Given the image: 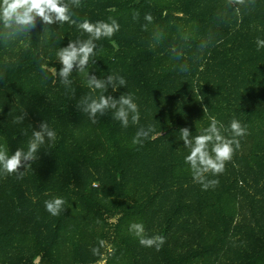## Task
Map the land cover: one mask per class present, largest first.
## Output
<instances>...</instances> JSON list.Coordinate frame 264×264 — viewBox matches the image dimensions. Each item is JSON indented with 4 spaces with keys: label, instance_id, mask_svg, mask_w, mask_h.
I'll return each instance as SVG.
<instances>
[{
    "label": "trees",
    "instance_id": "obj_1",
    "mask_svg": "<svg viewBox=\"0 0 264 264\" xmlns=\"http://www.w3.org/2000/svg\"><path fill=\"white\" fill-rule=\"evenodd\" d=\"M71 12L119 23L96 41L86 71L123 76L125 86L104 94H132L140 120L123 127L108 110L93 123L77 103L99 90L75 69L67 87L53 75L56 52L87 34L37 19L12 38L0 23V147L27 151L45 121L56 132L23 178L0 173V264H264V0H80ZM211 117L228 138L233 118L247 132L204 189L179 130L193 138ZM148 125L154 131L133 144ZM55 197L65 200L57 216L44 203ZM134 222L165 237L160 250L139 243Z\"/></svg>",
    "mask_w": 264,
    "mask_h": 264
},
{
    "label": "clouds",
    "instance_id": "obj_2",
    "mask_svg": "<svg viewBox=\"0 0 264 264\" xmlns=\"http://www.w3.org/2000/svg\"><path fill=\"white\" fill-rule=\"evenodd\" d=\"M244 3L245 0H228L229 5H243ZM79 6L80 0H0V23L3 25L5 35L12 38L29 34L36 27L37 19L45 26L54 23H68L74 25L81 33L87 34L86 39L69 40L66 47H61L56 52V57L62 67L59 71L52 68L53 75H58L61 82L67 87L72 83L69 77L75 69L76 72L85 74L86 86L91 92L99 90V95H84L77 103V107L86 113L93 123L97 122V114L103 116L108 110H112L113 118L118 120L123 127H128L129 117L133 124H138L140 120L139 107L132 94H121L118 99L104 94L109 86L113 91L117 90L118 85L125 86L127 83L125 78L115 74L98 78L95 74L86 71L90 60L96 55V41L102 38L110 39L119 31L120 25L111 17L109 18L110 22L98 20L95 23L88 19L82 21L73 19L71 9ZM138 15V13H134V17ZM152 19L150 13L145 14V20L151 22ZM257 45L258 48L264 47V40L258 38ZM186 70V68L182 69V71ZM204 112H207L206 106ZM23 119V115L17 116L14 123H21ZM210 121V125L193 138H190L191 131L188 127L179 130L183 145L189 150V154L184 158L185 163L190 166L193 180L200 183L204 189L219 183L218 180H206L205 174H221L225 169V163L232 159L235 150L240 147L237 138L246 135L247 132L246 126H242L238 119L233 118L230 121L232 137L228 138L222 135L221 129L224 131H229V129H225L224 125L215 117H211ZM153 131L152 125H148L147 129L139 128L133 138V144H141L142 138L147 139L149 133ZM24 134H27L26 131ZM46 138L49 142L56 140V132L49 127L47 121L39 125V130L32 131V136L27 143V151L21 147L9 155L6 146L0 147V173L5 175L16 173L18 179L23 178L25 170L37 160L36 154L40 147L46 143ZM21 168L24 171H20ZM44 203L46 210L51 215L57 216L60 214L65 200L62 197H55ZM129 231L139 238V243L142 246H155L157 250H160L165 243V237L161 235L145 236L142 223H132L129 226ZM39 259V256L36 257L34 264Z\"/></svg>",
    "mask_w": 264,
    "mask_h": 264
}]
</instances>
